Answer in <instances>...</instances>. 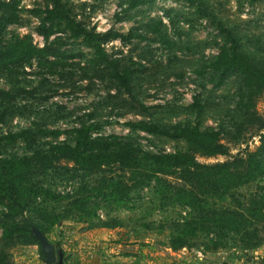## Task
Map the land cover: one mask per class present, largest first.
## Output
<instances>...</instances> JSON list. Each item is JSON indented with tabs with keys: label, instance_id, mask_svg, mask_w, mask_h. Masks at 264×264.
<instances>
[{
	"label": "rangeland",
	"instance_id": "obj_1",
	"mask_svg": "<svg viewBox=\"0 0 264 264\" xmlns=\"http://www.w3.org/2000/svg\"><path fill=\"white\" fill-rule=\"evenodd\" d=\"M19 1L20 21L7 28L4 41L30 36L37 46L47 45L56 53L11 71L0 69V136L23 130L36 134L35 141H2L1 156L33 158L55 143L74 144V131L83 125L93 127V137L117 136L144 151H188L183 139L130 125L139 121L167 129L188 124L219 130L229 154L198 157L205 163L261 146L264 92L255 107L247 109L237 75L218 83V73L198 70L232 47L264 66V0H152L132 9L128 0H61L77 27L102 43L119 71H130L127 88L112 78L109 63L96 61L84 35L75 36L66 24L56 26L48 39L39 34L46 14L37 10L52 7L53 0ZM156 21H162L160 34L149 30ZM110 32L121 36L108 39ZM130 33L139 37L128 39ZM40 165L36 159V193L25 213L11 219L0 204V264H46L36 240L23 234L4 236L13 222L28 220L63 251L65 264H184L173 259L195 261L200 251L209 252L205 261L210 264L228 263L226 258L235 254L243 255L244 262L237 264H264L263 224L256 238L260 244L248 250L243 244L251 235L224 236L206 226L193 234L195 221L212 208L246 207L252 197L264 193V174L230 193L197 186L200 213L174 197L176 187L184 184L176 177L127 188L133 183L130 173L116 167L85 171L67 159L48 168ZM113 182L122 184L120 202L108 197ZM176 238L186 247L174 251L170 244Z\"/></svg>",
	"mask_w": 264,
	"mask_h": 264
},
{
	"label": "trees",
	"instance_id": "obj_2",
	"mask_svg": "<svg viewBox=\"0 0 264 264\" xmlns=\"http://www.w3.org/2000/svg\"><path fill=\"white\" fill-rule=\"evenodd\" d=\"M152 0H128L130 9L142 4L150 3ZM194 3L195 0H186ZM19 0H0V69L11 71L21 66L33 58L43 59L49 54H55L50 47L37 46L30 36L14 37L9 41H4L3 37L10 25L20 21ZM39 14L45 13L43 22L37 28L39 34L45 39L50 38L55 31V27L66 24L73 30L74 35L85 36L87 44L93 47L96 54V61L109 63L112 68V78L128 87L131 73L128 70L119 71L118 64L107 58L106 51L101 42L91 36L82 27H77L69 15V10L61 0H53V6L45 11L37 10ZM162 21H156L149 27L154 33H161ZM121 34L110 32L106 34L108 39L118 38ZM139 37L138 34L130 33L131 37ZM166 41V37L162 36ZM213 71L219 74V82H224L232 75H237L241 79V87L245 101L243 107L250 109L255 107L256 100L260 93L264 92V66L256 63L250 55L240 51L236 47L230 50H222L212 62L204 65L198 73ZM9 93H6L8 95ZM133 128H141L154 134H168L176 139H183L188 145L185 152H151L144 151L137 143L119 138L93 137L91 125H83L75 129V143L68 142L55 143L50 149L37 152L36 157H3L0 154V204L7 208V216L11 219L23 214L32 204V198L36 191L32 184V175L35 171L36 159L41 162L40 166L48 168L53 161L67 159L74 163L80 170L94 171L111 167L119 168L130 173L133 188H141L150 184L152 180L162 181L164 176H172L181 180L184 184L176 187L174 197L181 204L193 208L196 212L203 213V208L198 201L196 187L203 186L209 192L216 194L230 193L236 188L255 180L264 174V132L261 135V146L256 151H249L245 155H238L225 161L205 163L198 157H217L229 154V147L222 141L221 132L214 128L201 129L199 126L188 124L174 125L172 129L160 127L154 123L139 121L130 123ZM264 130V129H263ZM52 131L51 134H57ZM43 134H49L43 131ZM20 138L35 141L36 134L31 130H23L0 136V143L6 141L12 143ZM122 184L113 182L114 189L108 193L110 199L114 198L118 202L122 199L118 194V189ZM127 186V188H128ZM208 188V189H207ZM201 219L195 221L193 234L196 229L206 226L211 230L220 231L224 236L227 233L248 236L249 239L243 244V249L248 250L260 244L259 226L264 225V193H258L250 199L246 207H221L212 208ZM39 228L43 233L48 234L32 220L24 224L13 222L10 231H5L4 236L12 237L14 234H23L36 240L33 234V227ZM50 239V238H49ZM51 240V239H50ZM55 244L54 241L51 240ZM40 246V243H39ZM56 246V244H55ZM170 247L180 250L186 247L182 239L176 238L171 241ZM61 250V249H59ZM40 254L43 257L40 246ZM176 263L177 260L173 259Z\"/></svg>",
	"mask_w": 264,
	"mask_h": 264
},
{
	"label": "water",
	"instance_id": "obj_3",
	"mask_svg": "<svg viewBox=\"0 0 264 264\" xmlns=\"http://www.w3.org/2000/svg\"><path fill=\"white\" fill-rule=\"evenodd\" d=\"M33 234L38 239L46 264H64V253L57 250L55 244L39 228L33 227Z\"/></svg>",
	"mask_w": 264,
	"mask_h": 264
},
{
	"label": "crops",
	"instance_id": "obj_4",
	"mask_svg": "<svg viewBox=\"0 0 264 264\" xmlns=\"http://www.w3.org/2000/svg\"><path fill=\"white\" fill-rule=\"evenodd\" d=\"M78 243V242H77ZM76 243V244H77ZM205 253V254H204ZM204 253H202L201 251L200 252H198V253H196V255H195V261H191V262H189L188 260H186V259H183V258H181L182 260H184V261H182V260H180V259H176L177 260V262L176 263H184V264H186V263H189V264H210V262L209 261H205V259H207L208 257H207V253H209V252H204ZM198 254V255H197ZM240 255L241 254H239V255H229L226 259H227V262L228 263H226L225 261H222V263L223 264H237V263H241V262H244V261H242V256H241V258H240ZM240 260V261H239ZM243 260H245V259H243ZM196 261H198L199 263H197ZM64 262L66 263V261H65V259H64ZM225 262V263H224ZM64 263V264H65Z\"/></svg>",
	"mask_w": 264,
	"mask_h": 264
},
{
	"label": "built area",
	"instance_id": "obj_5",
	"mask_svg": "<svg viewBox=\"0 0 264 264\" xmlns=\"http://www.w3.org/2000/svg\"><path fill=\"white\" fill-rule=\"evenodd\" d=\"M41 38V37H40ZM42 39V38H41Z\"/></svg>",
	"mask_w": 264,
	"mask_h": 264
}]
</instances>
